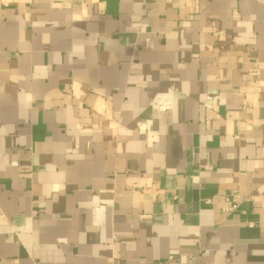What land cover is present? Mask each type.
Masks as SVG:
<instances>
[{
	"label": "crops",
	"instance_id": "1",
	"mask_svg": "<svg viewBox=\"0 0 264 264\" xmlns=\"http://www.w3.org/2000/svg\"><path fill=\"white\" fill-rule=\"evenodd\" d=\"M0 264H264V0H0Z\"/></svg>",
	"mask_w": 264,
	"mask_h": 264
},
{
	"label": "built area",
	"instance_id": "2",
	"mask_svg": "<svg viewBox=\"0 0 264 264\" xmlns=\"http://www.w3.org/2000/svg\"><path fill=\"white\" fill-rule=\"evenodd\" d=\"M222 44H223L222 41H220L218 43V48L219 49L223 48ZM224 200H225L226 204L228 205V207H229L231 212L236 211L238 209V206L242 202H249V203H252V204L256 203V201L254 200L253 197L242 195L237 190L232 191V193L229 196H226L224 198ZM207 202H210V201H207ZM168 261L172 262L173 261V257H168Z\"/></svg>",
	"mask_w": 264,
	"mask_h": 264
}]
</instances>
